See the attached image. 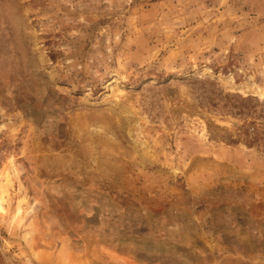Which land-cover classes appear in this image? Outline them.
I'll return each mask as SVG.
<instances>
[{"label":"rangeland","instance_id":"rangeland-1","mask_svg":"<svg viewBox=\"0 0 264 264\" xmlns=\"http://www.w3.org/2000/svg\"><path fill=\"white\" fill-rule=\"evenodd\" d=\"M0 196V264H264V0H0Z\"/></svg>","mask_w":264,"mask_h":264},{"label":"bare ground","instance_id":"bare-ground-1","mask_svg":"<svg viewBox=\"0 0 264 264\" xmlns=\"http://www.w3.org/2000/svg\"><path fill=\"white\" fill-rule=\"evenodd\" d=\"M3 194V193H2ZM0 200H2V196H0Z\"/></svg>","mask_w":264,"mask_h":264}]
</instances>
